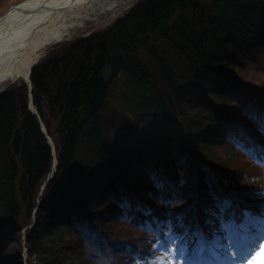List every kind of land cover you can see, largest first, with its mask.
I'll list each match as a JSON object with an SVG mask.
<instances>
[{
    "label": "trees",
    "instance_id": "16d2710c",
    "mask_svg": "<svg viewBox=\"0 0 264 264\" xmlns=\"http://www.w3.org/2000/svg\"><path fill=\"white\" fill-rule=\"evenodd\" d=\"M258 44L264 0H138L109 27L44 55L32 67V100L25 79L12 81L0 92V264L142 256L138 238L116 236L104 220L130 222L167 254L172 237L143 217L172 221L183 212L193 233L203 232L188 236L185 264L203 254L207 262L223 258L214 239L244 237L245 211H258L250 194L262 189L253 190L256 183L264 187H246L243 160L258 167L264 153L231 137L221 150L210 134L240 131L264 144L261 124L250 118L264 114ZM225 198L235 207L221 212L217 201ZM109 204L116 214L100 211Z\"/></svg>",
    "mask_w": 264,
    "mask_h": 264
},
{
    "label": "rangeland",
    "instance_id": "374dc122",
    "mask_svg": "<svg viewBox=\"0 0 264 264\" xmlns=\"http://www.w3.org/2000/svg\"><path fill=\"white\" fill-rule=\"evenodd\" d=\"M23 1L24 0H0V18L4 16L5 13L10 8L22 3ZM137 1L138 0H103L101 2V4H103L102 6L101 5L99 6V4H97L95 5V7H97L95 11H92V10L89 11L90 16L87 18V20L83 24L84 25L83 27L74 28L73 33L67 36L66 39L50 45L46 51L44 50L45 52L43 51V53H45V56H46L50 51H52L54 48H57L58 46L72 42L80 37L88 36L93 32L103 30L109 27L114 22H116L119 18L124 16L131 8H133ZM254 53H255L254 58L257 59V61H259V65L261 66V68L264 69V44H261V45L258 44L256 48L254 49ZM258 72L260 76L264 77V74L262 73V71H258ZM9 86L10 84L9 85L6 84L5 87L0 89V92ZM220 131H222V128H220V130H216V131L214 130L213 132H211L210 135H212L211 139L214 140L216 144L217 143L220 144L218 145V147L221 150H224L226 149V147L230 146L225 141V139H227L228 141V138L230 137V135L226 137H219V134L221 133ZM216 135L218 136L216 137ZM120 138L122 139V136ZM247 152L249 155H251L249 151ZM244 160H243V163L249 166L248 173H249V176H251L250 178L248 179L245 178L244 180V182H246V187L249 188L251 187V185H254L255 183H253V181L263 182L264 181V160L260 162L261 164H258V167L253 165V162L251 161L249 157L244 158ZM186 166L188 168L190 167L189 165H186ZM139 178L146 179V174H140ZM240 179L242 180V178ZM206 180L207 178L205 179V181ZM226 183L232 187L235 194L240 193L239 186L236 185V183L231 184L228 180L226 181ZM256 184L257 186L255 185L254 186L255 188L253 190H256L257 187L262 188V189L256 190L255 193H257V191L264 192V187L262 185H259L258 183ZM255 193L253 195L250 194V198H252V202L256 200V202L259 203V200L257 199ZM245 196H249V194L247 195L245 192H243L242 198L244 199ZM113 197L116 198L117 196L114 195ZM209 201L211 202L212 200H209ZM100 211H102L103 213L107 212V214H111V213L116 214L118 212V207L116 204H109L108 206L105 205L104 207H102V210ZM143 218H145L144 224H147L149 229L152 228L151 230H153L154 228L153 227L154 222L159 224V227L162 229V231L165 232L169 230V224H167L166 226V223L168 222L167 220L159 221L158 216H155L153 218L152 217L151 218L143 217ZM129 224L130 222L127 223L126 220H123V221L116 220V221H111V222H107L105 220L103 221L104 227L109 229L116 236H131L133 238H138L137 243H139L140 245H137L138 246L137 249L139 252H141L142 256H139L138 255L139 253L136 254L137 251H133L135 255L132 256L131 260L129 259L126 260V259L116 258L110 253H107V256L102 257L103 261L106 264H112L113 262H116V261H118L117 264H137L138 261H139V264H146V262L147 264H160V261L157 260L156 258L162 257L164 264H167L168 259L170 258V254L169 253L165 254L163 251H161V248H158L156 243L152 245L149 240L145 241V238H143L144 234H140L134 231L130 227L131 224L130 225ZM243 227H244L245 233H244V237L242 238L239 236V234H235L234 236H231V237L227 236L228 238L224 236L223 234H219L217 236L224 244V253L222 254L223 258L221 257V258L215 259L214 261L207 262L206 256L205 254H203L197 259L198 263L196 264H248L249 261L251 262V264H264V252L261 251V240L257 239L255 244L249 243L245 240V237L248 235H251V233L255 234L259 231H264V221L255 219L252 217H248V219L244 221ZM253 227H255L254 230H253ZM210 229L212 230V228ZM240 232L242 233L243 230H241ZM153 246H155V248ZM232 252L236 253L235 257H233L230 254Z\"/></svg>",
    "mask_w": 264,
    "mask_h": 264
},
{
    "label": "bare ground",
    "instance_id": "6f19581e",
    "mask_svg": "<svg viewBox=\"0 0 264 264\" xmlns=\"http://www.w3.org/2000/svg\"><path fill=\"white\" fill-rule=\"evenodd\" d=\"M102 1L24 0L22 6L27 8L26 11L15 8L7 14L8 10L0 18V89L20 78L30 86L32 67L45 55L43 51L66 39L74 28L83 27L90 16L89 11H95L97 4L102 6ZM29 106L37 112L32 101ZM41 126L54 146L45 123ZM54 157L57 160L56 150Z\"/></svg>",
    "mask_w": 264,
    "mask_h": 264
},
{
    "label": "snow or ice",
    "instance_id": "6c2138e0",
    "mask_svg": "<svg viewBox=\"0 0 264 264\" xmlns=\"http://www.w3.org/2000/svg\"><path fill=\"white\" fill-rule=\"evenodd\" d=\"M250 118L258 121L261 124L262 130H264V114H250ZM229 135L234 140L239 139L241 144L250 145V147H248V150L250 152L254 153L260 151L261 153H264V144L257 145L254 141H252L251 137L246 136L243 132L240 131L230 132ZM155 182H156V186L162 190L167 186V181H165L163 178H157ZM255 195L259 200V203L256 206L258 211L256 212L254 218L264 221V192H257L255 193ZM125 207L128 208L129 210H132L131 204H126ZM234 207H235V201L232 198H225L223 200L217 201V208L221 212L227 209H234ZM136 210L145 212V214L150 215V210H146L142 206H138ZM213 214L215 215L216 213ZM245 215L249 217H253V212L251 210H246ZM208 223L211 224L213 222L209 220ZM167 224H170L171 227H169V230L166 233H164V235L172 237V242L170 244V247L169 249L166 250L170 254V258L168 259L167 264H185V260L187 259L185 253L188 252L191 247L190 244L186 243L188 236L189 235L193 237L203 236V232L198 228L197 231L193 233L192 224L189 222L188 212L181 213L179 216H176L174 220L168 221L166 223V226ZM157 239L159 238L157 237ZM257 239L261 240V251L264 252V231H259L255 234L248 235L245 237V240L252 244H255ZM155 242L156 241L153 240L151 243H155ZM161 243H163V241ZM213 243H215L217 247H224V244L218 237L214 239ZM180 244H185V247L180 248L179 247ZM157 247H159V245H157ZM230 254L233 257H235L236 255L235 252H232ZM156 259L160 261V264H164L162 257H157ZM137 264H139V261L137 262ZM248 264H251V262L249 261Z\"/></svg>",
    "mask_w": 264,
    "mask_h": 264
},
{
    "label": "water",
    "instance_id": "95a60500",
    "mask_svg": "<svg viewBox=\"0 0 264 264\" xmlns=\"http://www.w3.org/2000/svg\"><path fill=\"white\" fill-rule=\"evenodd\" d=\"M23 3H24V2H22V3L19 4V5H17V6H19V7L16 6V7H12L11 9H9V11L7 12V14L10 13V12H11L12 10H14L15 8H16V9L19 8L21 11H26L27 8H25L24 6H22ZM29 88H30V90H29V91H30V97H31V99H32L33 88H32V84H31V83H30Z\"/></svg>",
    "mask_w": 264,
    "mask_h": 264
}]
</instances>
